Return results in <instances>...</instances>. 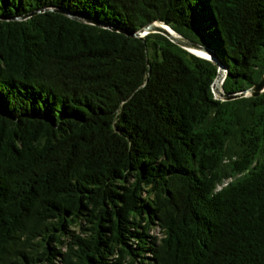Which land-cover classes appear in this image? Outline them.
I'll use <instances>...</instances> for the list:
<instances>
[{
	"label": "trees",
	"instance_id": "16d2710c",
	"mask_svg": "<svg viewBox=\"0 0 264 264\" xmlns=\"http://www.w3.org/2000/svg\"><path fill=\"white\" fill-rule=\"evenodd\" d=\"M219 61L260 80L264 0H0V264H264V92Z\"/></svg>",
	"mask_w": 264,
	"mask_h": 264
},
{
	"label": "water",
	"instance_id": "95a60500",
	"mask_svg": "<svg viewBox=\"0 0 264 264\" xmlns=\"http://www.w3.org/2000/svg\"><path fill=\"white\" fill-rule=\"evenodd\" d=\"M73 17H76V16H73ZM76 18L84 20V18L83 19L80 17H76ZM85 21L100 24L98 22L91 21L90 19H85ZM121 31H124V30H121ZM151 32L162 33L166 35L168 38H170L173 42L177 43L178 45L182 46L183 48L197 55H200L206 58H211V59L216 58V54L214 53L213 50L179 33L165 21H161V20L152 21L139 32L132 33L131 35L141 36V35L151 33ZM198 50L203 51L205 54H200L196 52ZM219 63L220 65H219L218 74L212 84V89L215 93L216 98L222 99V100H233V99L246 97V96L258 97L264 92V73L261 76L260 80L257 83L253 84L251 87L243 91L237 92V93L226 92L223 86V82L227 76L228 71H227L226 66L222 62L219 61Z\"/></svg>",
	"mask_w": 264,
	"mask_h": 264
},
{
	"label": "rangeland",
	"instance_id": "374dc122",
	"mask_svg": "<svg viewBox=\"0 0 264 264\" xmlns=\"http://www.w3.org/2000/svg\"><path fill=\"white\" fill-rule=\"evenodd\" d=\"M152 233L159 234L160 232H159V229H153Z\"/></svg>",
	"mask_w": 264,
	"mask_h": 264
},
{
	"label": "bare ground",
	"instance_id": "6f19581e",
	"mask_svg": "<svg viewBox=\"0 0 264 264\" xmlns=\"http://www.w3.org/2000/svg\"><path fill=\"white\" fill-rule=\"evenodd\" d=\"M196 52H198V53H200V54H205L203 51H200V50H198V51H196Z\"/></svg>",
	"mask_w": 264,
	"mask_h": 264
}]
</instances>
